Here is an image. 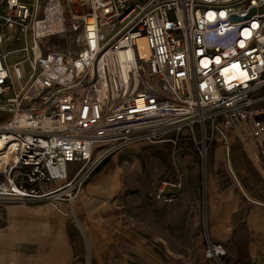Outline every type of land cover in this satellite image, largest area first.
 <instances>
[{"label": "built area", "instance_id": "built-area-1", "mask_svg": "<svg viewBox=\"0 0 264 264\" xmlns=\"http://www.w3.org/2000/svg\"><path fill=\"white\" fill-rule=\"evenodd\" d=\"M44 2L39 18L24 0H0V46L34 32L0 52V203L71 197L113 153L176 145L183 131L217 135L229 154L230 136L247 130L264 167V0ZM66 27L79 51L42 54V39ZM183 197L178 176L155 201ZM204 255L226 264L228 252L207 237Z\"/></svg>", "mask_w": 264, "mask_h": 264}, {"label": "rangeland", "instance_id": "rangeland-1", "mask_svg": "<svg viewBox=\"0 0 264 264\" xmlns=\"http://www.w3.org/2000/svg\"><path fill=\"white\" fill-rule=\"evenodd\" d=\"M24 1L39 18L44 16V0ZM66 30L42 39L41 53L54 47L78 52L77 35ZM8 36L1 53L31 45L34 32L28 30L25 38L14 30ZM21 59L22 55H10L8 62ZM241 135L229 138L240 140L230 148L231 164L235 160L249 176L241 179L245 193L234 181L227 187L236 210L230 217L231 234L222 227L218 235L227 239L221 243L230 254L226 264H264V230L249 227L253 213L264 220V178L258 180L264 167L255 162L248 131ZM174 138L176 145L137 143L113 153L71 197L63 190L25 203H0V264H217L204 255L209 199L218 203L207 190L212 177H221L211 164L216 156L226 157L225 144L217 135L202 143L203 137L190 131ZM216 144L221 152L215 151ZM248 144L250 148L244 146ZM225 166L228 171L227 160ZM178 176L184 180L183 199L171 205L156 202L160 184ZM56 187L48 185L45 190ZM187 192L193 195L186 199Z\"/></svg>", "mask_w": 264, "mask_h": 264}, {"label": "crops", "instance_id": "crops-1", "mask_svg": "<svg viewBox=\"0 0 264 264\" xmlns=\"http://www.w3.org/2000/svg\"><path fill=\"white\" fill-rule=\"evenodd\" d=\"M234 135L237 136L236 133H234ZM210 142H209V144H210ZM239 142H240L239 138H235L234 140L230 139V148L232 149L233 146L236 147V143H239ZM244 146L250 148L251 144H248L247 146L244 145ZM215 151L221 152V146L219 144L215 145ZM253 152L255 155V146H254ZM226 160L228 161V171H227L226 166H225ZM255 162L257 164H259L257 161L256 155H255ZM221 164L223 165L222 169H220ZM233 164L234 165L232 167L231 150H230L229 154L226 152V157L223 155L216 156L214 161H212V164H211L212 165L211 169L213 171L216 170V172L221 173L220 178L218 176H215V177H212L210 179L211 185H210V188L207 190L208 195L215 196L218 200V203H215L214 197L212 200L209 199V201H211V202H209L211 213L209 215H207V224L209 226V233H207V237L216 243H222V242L225 243V241L227 240L225 237L218 235V232L221 230L222 227L225 228L227 234H231V229H230L231 218L230 217H231V213L236 210L234 202L230 201L231 199L229 200L230 194L227 191V187L229 188V186L234 181L235 184L237 185V187L242 192H244L243 187L241 185V182H242L241 179H243V178L248 179V176H249V174H246L244 172L243 167H241L235 160L233 161ZM219 169L221 171H218ZM210 174L213 175L212 172ZM230 174H231V176H230ZM262 178H264V175H262V174L258 175V180H263ZM261 182H264V180ZM233 190L235 191V188ZM191 195H193L192 192H187L186 193V196H187L186 199L189 198ZM223 203H225V206ZM254 203H257V202H254ZM257 204H259V203H257ZM253 215H255V216H253ZM257 215L261 216L257 213H253L252 216H250L251 218H250L249 227L250 228H259V230H264V220L259 219V217H257ZM251 219H252V222H251ZM226 249H227V247H226ZM227 252H228V255L230 256L228 249H227ZM248 258L253 261V259H254L253 254L250 253L248 255Z\"/></svg>", "mask_w": 264, "mask_h": 264}, {"label": "bare ground", "instance_id": "bare-ground-1", "mask_svg": "<svg viewBox=\"0 0 264 264\" xmlns=\"http://www.w3.org/2000/svg\"><path fill=\"white\" fill-rule=\"evenodd\" d=\"M25 38H26V37H25ZM26 44H27V43H26ZM26 44L24 45V47L26 46ZM24 56H25V59H26V58H27V57H26V54H24Z\"/></svg>", "mask_w": 264, "mask_h": 264}]
</instances>
